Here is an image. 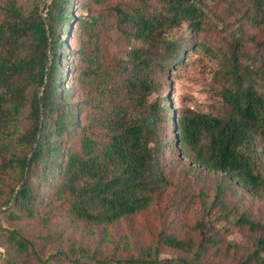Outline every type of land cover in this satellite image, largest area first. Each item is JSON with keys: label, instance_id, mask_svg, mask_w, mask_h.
<instances>
[{"label": "trees", "instance_id": "1", "mask_svg": "<svg viewBox=\"0 0 264 264\" xmlns=\"http://www.w3.org/2000/svg\"><path fill=\"white\" fill-rule=\"evenodd\" d=\"M44 1L25 15L11 0L0 5V216L13 225L0 224V264H222L203 260L202 248L214 245L205 232L195 250L160 233L157 242L127 256H101L71 242L43 256L61 233L31 236L21 223L36 219L46 206L50 211L63 205L70 223L95 227L146 209L169 184L162 151L187 158L192 169L218 173L215 199L224 180L256 194L264 167V93L254 87V76L264 83V52L258 64L250 63L254 59L244 47L252 36L242 25L264 24V0H246L227 31L226 62L214 73L222 102L217 113L187 110L175 116L160 89L185 53L197 47L209 51L201 40L192 46L208 20L206 0H156L158 8L140 0L139 9L115 8L118 28L130 44L126 57L109 64L94 45L75 48L77 53L69 48L78 29L96 36L98 18L85 19L80 12L103 0ZM180 25L184 37L168 33ZM256 44L261 47L264 40ZM73 54L79 62L71 65ZM71 78L81 82L78 100L66 86ZM152 94L156 97L149 100ZM73 137L74 148L68 142ZM234 222L255 234L251 250L232 264H264V222L242 213ZM160 244L187 254L160 258Z\"/></svg>", "mask_w": 264, "mask_h": 264}, {"label": "rangeland", "instance_id": "2", "mask_svg": "<svg viewBox=\"0 0 264 264\" xmlns=\"http://www.w3.org/2000/svg\"><path fill=\"white\" fill-rule=\"evenodd\" d=\"M5 2L7 0H0V5ZM11 2L21 14L25 15L34 4L43 5L45 1L11 0ZM245 3L246 0H206L208 20L203 23L200 36L192 46L194 48L196 42L201 40L209 47V51L197 47L185 53L182 65L168 73L167 85L164 84L160 89V93L168 97L172 116L187 110L215 114L220 109L222 102L218 94L219 84L216 82L214 73L219 69L221 62H226L222 51L230 40L227 31L234 26L240 9L245 6ZM76 4L77 2H74L72 9L74 14L80 12V9L76 11ZM140 6V0H103L98 5L90 3L87 11L80 13L85 19L87 14L98 18L94 27L96 36L89 35L87 28L76 30L79 37L75 35L69 39L70 50L77 53L75 48H81L83 45L92 48L94 45L107 64L113 63L118 57H126L125 52L129 49L130 43L118 28L115 8L129 11L139 9ZM147 6L158 8V2L150 0ZM42 7H39L40 13ZM242 27L249 36H252L245 40L244 51L249 56L252 55V58L250 57L254 59L253 62L250 61L252 65L258 64L259 54L264 52V45L257 47L255 43L264 40V24L258 26L243 23ZM186 32L184 25L168 30V33L177 38L184 37ZM80 38L83 39L82 42ZM75 55L71 57V63L69 60L71 65L79 62L78 56ZM254 79L257 82V84L254 83V87L264 93L262 78L254 76ZM69 85H71L69 87L71 98L78 100L81 82L71 78L66 86ZM155 97L156 94H152L148 99L152 100ZM68 142L73 145V148L76 147L74 137ZM161 163L169 184L154 195L146 209L134 215L105 227H95L83 222L70 223L63 212V205L50 207V211L46 206L40 209V215L36 219L21 223V228L25 234L31 236L46 232L61 233L60 239L54 240L42 251L43 256L56 248H65L70 242L75 245L85 244L89 252L95 251L101 256L107 257L114 252L117 256H127L137 253L145 244L157 242L160 233L172 234L183 239L192 245V250H195L202 236L201 233L205 232L203 236H211L214 239V245L202 248L203 260L232 264L244 258L252 248V236L255 233L251 232L247 225H237L234 221L237 214L242 213L249 219L264 222V167L260 171L262 183L256 194L247 192L234 182L228 183L224 180L221 184L223 187L220 198L215 199L216 185L220 180L218 173L204 168L192 169L187 158L178 159L176 156L167 155L164 151L161 153ZM2 200L4 197L0 198V202ZM54 204L57 205V202ZM1 209H3L2 206H0ZM41 214H45L46 221L42 220ZM0 224L7 227L13 226L5 222L1 216ZM103 235L105 241L101 242L100 238ZM66 239L69 241L65 242ZM113 246H117L118 249L114 250ZM160 248V258L187 254L186 251L162 245ZM26 264L36 263L29 260Z\"/></svg>", "mask_w": 264, "mask_h": 264}]
</instances>
